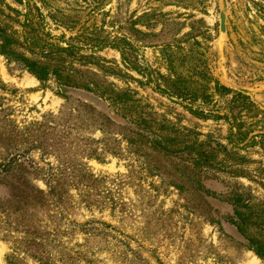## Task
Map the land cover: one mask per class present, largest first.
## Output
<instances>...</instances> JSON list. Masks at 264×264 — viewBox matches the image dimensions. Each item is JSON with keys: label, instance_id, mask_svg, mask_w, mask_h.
I'll return each mask as SVG.
<instances>
[{"label": "rangeland", "instance_id": "obj_1", "mask_svg": "<svg viewBox=\"0 0 264 264\" xmlns=\"http://www.w3.org/2000/svg\"><path fill=\"white\" fill-rule=\"evenodd\" d=\"M24 1L0 0V17L18 27L13 11H23ZM43 5L50 41L64 36L95 43L106 35L124 36L133 65L168 75L171 64L195 79L192 85L203 76L218 79L246 90L264 112V0H44ZM222 12L225 34L219 29ZM95 55L98 65L116 72L91 65L97 76L87 81L128 90L156 119L194 131L199 142L214 139L230 147L223 120L200 119L170 101L125 64L118 49L106 47ZM0 81L5 85L0 141L8 131L17 137L16 144L0 142V163L12 149L27 151L39 170L31 173L15 157L9 173L44 192L30 197L41 204L15 210L0 202V264H10L9 254L13 264H43V258H61L62 264H264L230 222L231 204L222 201L228 186L250 191L255 199L264 196V150H240L242 176L205 169L197 188L185 163L130 148L121 135L105 133L103 114L59 94L53 78L41 81L2 55ZM50 174L59 188L54 197L44 195Z\"/></svg>", "mask_w": 264, "mask_h": 264}, {"label": "trees", "instance_id": "obj_2", "mask_svg": "<svg viewBox=\"0 0 264 264\" xmlns=\"http://www.w3.org/2000/svg\"><path fill=\"white\" fill-rule=\"evenodd\" d=\"M38 1L40 4L37 0H25L23 11L19 9L13 11V20L18 27L0 17V56L3 55L8 60H16L22 68L36 74L41 81L47 77L53 78L57 83L56 91L59 94L75 96L86 106L100 111L105 119V123L101 121V124L107 127L105 133L121 135L130 148L132 146L136 150L145 148L168 158L179 159L185 163V167L191 168L193 174L191 180L197 188L201 187L200 174L206 171L205 169L215 168L232 176H242L246 172L244 167H241L245 159L240 150L252 147L264 150V112L257 107L249 95L207 76H203L192 85L195 79L188 80L186 76L177 73L175 68L172 69L171 64L168 67V75L162 74L158 69H152L149 65L143 64L142 67L133 65L124 36L114 35L111 38L106 35L95 43H89L78 37L65 39L64 36L56 42L50 41L51 34L47 30L46 15L42 9L44 0ZM47 15L53 23L59 25L50 12H47ZM120 42H123V45ZM106 47L118 49L125 64L140 72L147 84L154 83L158 92L173 103L181 105L200 119L223 120L227 124L225 140L230 147L214 139H210L208 143L199 142L192 135L194 131L182 127L176 128L163 119H156L149 113V105L128 90L115 89L113 86L101 87L99 82L87 81L97 76L89 70L91 65H96L104 72L115 74L116 71H112L113 69L108 71L106 67L98 65L99 58L95 53ZM75 63L81 67H77ZM4 87L5 85L0 81V89L3 90ZM214 96L216 99L213 98ZM227 96L224 102L219 101V98ZM12 135L13 133L8 131L2 135L0 142L16 144L17 137L12 139ZM17 135L18 133L14 136ZM26 154L27 151L12 149L8 160L0 163V202L13 210L18 206L23 208L31 204H41L39 200L30 197L32 193H44L30 186V180L13 177L9 173L15 157H22L25 164L23 167L31 173L39 170ZM220 154L223 156L218 159L217 156ZM229 160L232 161V165L226 164ZM46 178L47 191L44 195L54 197L56 190L59 189L58 183L53 180L51 174ZM222 201H228L232 206L230 222L264 259V196L255 199L250 191L228 186ZM99 224L101 228H112L106 222ZM91 228L98 230L96 226ZM39 260L43 264H62L61 258ZM7 261L13 264L12 254L7 255Z\"/></svg>", "mask_w": 264, "mask_h": 264}, {"label": "water", "instance_id": "obj_3", "mask_svg": "<svg viewBox=\"0 0 264 264\" xmlns=\"http://www.w3.org/2000/svg\"><path fill=\"white\" fill-rule=\"evenodd\" d=\"M219 29H220V32H221L222 34H225V32H226V25H225V14H224V12H222V13L220 14ZM238 91H241V92L247 93V91L244 90V89H240V90H238Z\"/></svg>", "mask_w": 264, "mask_h": 264}]
</instances>
